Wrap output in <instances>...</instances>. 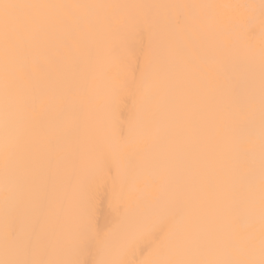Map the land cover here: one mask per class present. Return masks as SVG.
Returning a JSON list of instances; mask_svg holds the SVG:
<instances>
[{"label":"bare ground","instance_id":"6f19581e","mask_svg":"<svg viewBox=\"0 0 264 264\" xmlns=\"http://www.w3.org/2000/svg\"><path fill=\"white\" fill-rule=\"evenodd\" d=\"M0 264H264V0H0Z\"/></svg>","mask_w":264,"mask_h":264}]
</instances>
